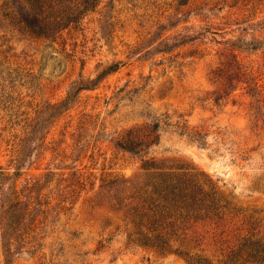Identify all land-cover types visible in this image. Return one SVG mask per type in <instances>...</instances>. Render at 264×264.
Segmentation results:
<instances>
[{"label": "rangeland", "instance_id": "374dc122", "mask_svg": "<svg viewBox=\"0 0 264 264\" xmlns=\"http://www.w3.org/2000/svg\"><path fill=\"white\" fill-rule=\"evenodd\" d=\"M9 3L0 0L2 190L51 182L40 191L30 235L18 244L0 237V264H224L250 217L259 223L251 234L264 240V0H98L53 43L1 21ZM224 60L246 84L222 90L213 73ZM113 64L118 70L96 89L78 87L47 118L74 83ZM153 122L160 140L147 154L114 149L125 131ZM183 128L199 131L205 146L174 132ZM157 174L232 209L218 230L187 228V258L141 246L111 206L115 198L126 204ZM77 178L83 186L68 198L64 187Z\"/></svg>", "mask_w": 264, "mask_h": 264}, {"label": "trees", "instance_id": "16d2710c", "mask_svg": "<svg viewBox=\"0 0 264 264\" xmlns=\"http://www.w3.org/2000/svg\"><path fill=\"white\" fill-rule=\"evenodd\" d=\"M6 1L10 2V6L4 4L5 10L1 12V21L3 19L14 26L18 32L26 34L32 39L52 43L63 30L70 25L76 26L82 16L93 12L98 4V0H79L75 3L72 0ZM117 70L118 64H113L103 69L92 80L74 83L67 91L63 101L47 108L48 112L50 111L47 118L53 117L61 108L71 103L78 87L82 91H92L97 88L101 80ZM213 76L216 80L222 79L220 85L223 91L234 90L238 84H246L238 68H233L231 62L227 60L220 64ZM165 126L170 127L171 125L165 124ZM158 129L159 123L153 122L149 127H144L141 130H127L115 138L113 147L117 152L131 157L143 156L151 147L158 145L160 140L157 134ZM174 132L179 136H184L193 144L200 147L205 146V140L197 130L188 131L183 128ZM30 140L28 138L20 144L16 162L23 161L24 153L28 149L27 143ZM35 141L38 142L36 146H39L43 143V138H35ZM143 168L146 169V166L143 165ZM50 182L47 180L41 186L39 181H36L30 186L24 185L20 191H17L12 183L10 190L3 191L4 185L7 184V178L1 175L0 237L3 241L10 242L13 237L12 243L18 244L30 235L35 220V215H33L35 207H41L40 191ZM70 182L63 190V192H67L68 198L73 197L77 193L76 190H80L83 186L78 178L71 179ZM114 185L115 183L112 182L111 186ZM123 201L126 204L122 205L123 202L119 201V198H115L114 204L111 206L117 211L124 212L123 215L135 230L136 240L141 246L158 252H169L182 258H187L184 245L186 239L191 237L186 232L187 228L207 225L218 230L226 222V212L231 214L232 210L224 200L216 198L199 187L185 184L180 178L167 174L155 175L146 186L134 190ZM31 204L34 206L31 207ZM45 204L48 205V203ZM258 224L254 218H248V234L236 240L237 242L226 256L224 264H264V240L256 238L254 233L251 234L258 228ZM12 243L11 246H15ZM187 262L191 263V260L189 259Z\"/></svg>", "mask_w": 264, "mask_h": 264}]
</instances>
